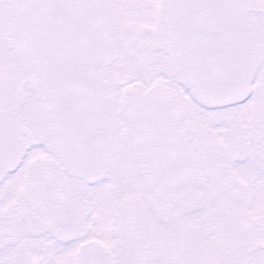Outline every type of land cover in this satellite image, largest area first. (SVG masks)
I'll return each instance as SVG.
<instances>
[{
    "label": "snow or ice",
    "instance_id": "obj_1",
    "mask_svg": "<svg viewBox=\"0 0 264 264\" xmlns=\"http://www.w3.org/2000/svg\"><path fill=\"white\" fill-rule=\"evenodd\" d=\"M0 264H264V0H0Z\"/></svg>",
    "mask_w": 264,
    "mask_h": 264
}]
</instances>
